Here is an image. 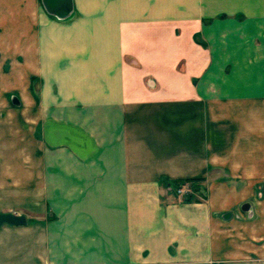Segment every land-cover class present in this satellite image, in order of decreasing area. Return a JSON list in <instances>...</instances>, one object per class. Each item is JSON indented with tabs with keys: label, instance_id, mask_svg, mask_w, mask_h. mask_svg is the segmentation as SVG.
Segmentation results:
<instances>
[{
	"label": "crops",
	"instance_id": "crops-1",
	"mask_svg": "<svg viewBox=\"0 0 264 264\" xmlns=\"http://www.w3.org/2000/svg\"><path fill=\"white\" fill-rule=\"evenodd\" d=\"M28 1L0 264H264V199L257 227L235 211L264 185V0ZM195 178L199 202L169 185Z\"/></svg>",
	"mask_w": 264,
	"mask_h": 264
},
{
	"label": "rangeland",
	"instance_id": "rangeland-1",
	"mask_svg": "<svg viewBox=\"0 0 264 264\" xmlns=\"http://www.w3.org/2000/svg\"><path fill=\"white\" fill-rule=\"evenodd\" d=\"M19 1L21 0H0V113H20L23 108L21 104L11 103V93H6L2 85H6L9 73L19 70V41L17 35L21 31V25L15 20L19 17ZM35 0H29V8L33 6ZM16 21V22H15ZM11 22V23H9ZM14 78V77H13ZM18 83V79L14 82ZM10 84V83H9ZM7 86V85H6ZM14 94V93H13ZM6 98V99H5ZM4 102V104H2ZM243 189L251 190L250 195L242 196L240 203L237 204L238 218L240 222L251 223L252 226L259 225L260 207L264 199V185L242 186ZM242 189V190H243ZM249 205V210L243 211V206ZM256 243V242H255ZM259 250L257 246H253L252 255L249 259L252 263H259Z\"/></svg>",
	"mask_w": 264,
	"mask_h": 264
},
{
	"label": "water",
	"instance_id": "water-1",
	"mask_svg": "<svg viewBox=\"0 0 264 264\" xmlns=\"http://www.w3.org/2000/svg\"><path fill=\"white\" fill-rule=\"evenodd\" d=\"M72 0H43V4L46 8V11L49 13H58L57 10H59V6L62 4L71 5ZM14 104L19 105L18 100H13ZM249 205L245 204L243 206V211L249 210ZM4 224H8L11 226H24L27 224V220L24 219V216L14 215V214H2L0 216V229L1 226Z\"/></svg>",
	"mask_w": 264,
	"mask_h": 264
},
{
	"label": "trees",
	"instance_id": "trees-1",
	"mask_svg": "<svg viewBox=\"0 0 264 264\" xmlns=\"http://www.w3.org/2000/svg\"><path fill=\"white\" fill-rule=\"evenodd\" d=\"M205 182L204 178H195V179H188V180H175L171 181L169 185L171 188L178 190L179 187L188 185L191 190L190 194H187L185 198H183L186 202H199L201 199L200 197H204L203 191L204 188L201 187L202 184Z\"/></svg>",
	"mask_w": 264,
	"mask_h": 264
},
{
	"label": "built area",
	"instance_id": "built-area-1",
	"mask_svg": "<svg viewBox=\"0 0 264 264\" xmlns=\"http://www.w3.org/2000/svg\"><path fill=\"white\" fill-rule=\"evenodd\" d=\"M187 186H188V185L181 186V187H179L178 190L173 189V191H174L176 194L181 195V194L185 193V190H186L185 187H187Z\"/></svg>",
	"mask_w": 264,
	"mask_h": 264
}]
</instances>
